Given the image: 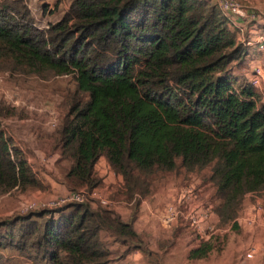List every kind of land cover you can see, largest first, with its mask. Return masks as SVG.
I'll use <instances>...</instances> for the list:
<instances>
[{
	"label": "trees",
	"instance_id": "1",
	"mask_svg": "<svg viewBox=\"0 0 264 264\" xmlns=\"http://www.w3.org/2000/svg\"><path fill=\"white\" fill-rule=\"evenodd\" d=\"M245 56L215 0H71L42 28L26 0H0V57L24 74L74 81L53 139L70 161L68 187L100 186L95 164L103 156L134 209L127 221L89 202L8 217L0 249L33 264H115L105 231L146 253L134 220L150 193L148 177L178 167H210L219 221L237 227L244 197L264 191V99L232 66ZM41 187L0 129V195ZM213 248L202 241L188 257Z\"/></svg>",
	"mask_w": 264,
	"mask_h": 264
},
{
	"label": "rangeland",
	"instance_id": "2",
	"mask_svg": "<svg viewBox=\"0 0 264 264\" xmlns=\"http://www.w3.org/2000/svg\"><path fill=\"white\" fill-rule=\"evenodd\" d=\"M70 1L26 0V3L35 24L42 28L57 21ZM239 1L244 11L251 6L253 11L264 13V0ZM260 25L264 26V23L261 22ZM238 33L241 35L239 29V36ZM258 40L252 44V48L257 47ZM232 66L237 70L249 67L246 59ZM73 89L74 81L70 76L24 74L0 57V129L23 151L42 183L40 189L25 192L12 190L0 195V221L39 209L51 210L39 204L68 191L84 190L82 187H68L64 174L70 161L60 158L59 151L53 148L54 133L69 105ZM9 111L13 114L9 115ZM177 163L179 164V160ZM95 165L98 177L99 172L103 177L114 172L104 157ZM209 173L208 166L195 172H186L178 167L174 171H156L151 174L148 177L150 193L143 197L137 208V211L139 208L142 211L136 223L142 247L147 252L141 251L131 241H126L125 244L116 242L104 231L101 236L110 248L115 264H264L263 253L251 259L245 257L246 252L255 248L264 251V191L244 197L236 218L237 227L231 223L222 224L215 212L220 201L214 186L207 180ZM114 181L113 188L106 187L102 182L97 187L98 190L106 187V197L110 203L106 208L110 209L115 204V199L117 202L128 201L127 195V198H122L125 196L123 184L115 178ZM60 187L65 188L64 194L58 191ZM182 189H185L184 193L191 195L188 202L208 209V219L203 225L206 228L201 232L191 227L181 216L169 224L163 221L167 204L183 207L178 202ZM87 200L93 206H101L96 198L88 197ZM30 201H35L39 207L23 212L21 209ZM132 207V204L124 203V208H129L130 213L134 210ZM0 231H4V228ZM202 241H211L213 250L203 258L190 259L189 250L198 247ZM0 264L33 263L16 250L0 249Z\"/></svg>",
	"mask_w": 264,
	"mask_h": 264
},
{
	"label": "built area",
	"instance_id": "3",
	"mask_svg": "<svg viewBox=\"0 0 264 264\" xmlns=\"http://www.w3.org/2000/svg\"><path fill=\"white\" fill-rule=\"evenodd\" d=\"M219 9L228 15L230 19L233 18H242L246 16V12L243 9L242 4L239 0H215ZM259 48L264 52V37L259 38L258 40ZM254 74L257 76L251 80V84L258 87L259 86V77L261 76V70L256 68ZM188 193H184L179 199L178 202L183 207H178L176 204H167L165 206V211L163 214V221L165 223H171L175 221L179 216L186 219L190 226L195 228L197 231L201 232L204 230L203 225L207 222L208 219V209L202 205H195L190 202ZM88 197L96 198L102 207L109 206V201L103 193L100 192L97 188L88 192L86 190H72L68 191L64 195L55 197L50 201L45 203H40L39 205L45 206L47 208H57L68 203H82L88 201ZM39 205H36L35 201H30L26 204L21 210L25 212L26 210L32 208H38ZM183 208V209H182ZM253 251H248L245 254L246 258H252Z\"/></svg>",
	"mask_w": 264,
	"mask_h": 264
},
{
	"label": "crops",
	"instance_id": "4",
	"mask_svg": "<svg viewBox=\"0 0 264 264\" xmlns=\"http://www.w3.org/2000/svg\"><path fill=\"white\" fill-rule=\"evenodd\" d=\"M245 12H246V16L242 18H233L231 19V21L233 22L234 27H236V29H239V31L241 32V35L238 33L239 34L238 39L244 42V44L246 45V56L244 59H246L247 65L249 67L238 69V70L237 68H234L233 73L239 76L240 78H244L247 82L251 84V80L257 77L254 74V71L256 68H259L261 70V76L259 77V81H260L259 86L256 87L252 84L251 85L256 89V91H258L262 95L264 99V52L259 48L258 43H257V47L255 46L254 48L251 47L252 44L257 42L256 41L257 39L264 37L263 35L264 26L260 25L261 22L264 23V15H263L264 13H262L261 11L259 13H257L256 11H253L251 6H250V9L245 10ZM261 16H263V18ZM95 170H97L96 165H95ZM99 174H100L99 175L100 178L102 179V183H104L106 187L109 186L110 188H113V182H115L114 178L115 180L123 184L122 177L114 172H112V175L108 174L105 177H103V174H101L100 172ZM106 187L100 190V192L103 193L104 195H106L107 193ZM183 190L185 191V189H182V193L180 197L184 194ZM58 191L63 192L64 194L65 188L60 187L58 188ZM123 193L125 196H122V198L124 199L126 197V194L125 192ZM124 203L131 205L132 201L128 199V201L124 200L123 202H117V199H115V204L112 205V210L115 211V213H117L122 220L127 221L131 217L132 213H130L129 208H124ZM141 211H142V208H139L138 211L136 210V213H135L134 228L136 231H137L136 223L139 220ZM256 214H258V212H256ZM262 253L264 256V251H262V249L255 248L253 249L252 258L254 256L258 257Z\"/></svg>",
	"mask_w": 264,
	"mask_h": 264
}]
</instances>
